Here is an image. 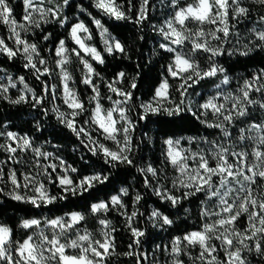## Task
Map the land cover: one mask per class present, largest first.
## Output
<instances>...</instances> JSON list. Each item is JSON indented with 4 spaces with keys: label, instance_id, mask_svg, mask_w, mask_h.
I'll return each mask as SVG.
<instances>
[{
    "label": "snow or ice",
    "instance_id": "obj_1",
    "mask_svg": "<svg viewBox=\"0 0 264 264\" xmlns=\"http://www.w3.org/2000/svg\"><path fill=\"white\" fill-rule=\"evenodd\" d=\"M20 3L17 19L14 0H0V102L39 115L32 131L0 118V197L30 206L13 225L0 199V264H264V0H90L101 18L76 0ZM103 18L131 25L139 42L145 29L159 37L151 51L164 63L145 94L153 59L132 56ZM106 57L134 70L106 78ZM249 61L255 70L237 74ZM17 62L36 86L9 73ZM190 121L204 131L166 130ZM61 131L88 174L61 155Z\"/></svg>",
    "mask_w": 264,
    "mask_h": 264
},
{
    "label": "trees",
    "instance_id": "obj_2",
    "mask_svg": "<svg viewBox=\"0 0 264 264\" xmlns=\"http://www.w3.org/2000/svg\"><path fill=\"white\" fill-rule=\"evenodd\" d=\"M77 3L83 2L85 7H89L90 0H76ZM14 9L15 14L17 18L19 19L21 13H22V5L20 3V0H14ZM89 11L93 13V15H97V17L101 18L94 8L89 7ZM81 18L85 20V22L89 25V27L93 30L94 35V44L98 47V49H103V42L102 39L97 34L96 29L93 25H91L89 18L86 15H81ZM106 26L109 27L110 31L117 36V38H121L124 40H127L133 49L131 54L132 56L140 59L142 62L146 59L152 58L153 63L149 66V68H143L142 72L147 73V80L144 83L143 88L140 90L141 94H145L148 89L149 83L153 82L154 79L158 78V73L160 72L159 65L161 63H164V61L159 60V58H153L152 55V47L156 40H154L152 32L145 29V35H146V42H139L136 39V31L133 30L131 25L128 24H119L114 21H110L107 18H103ZM0 30L5 31L6 29L3 26H0ZM48 31H53L55 35H58L60 37H65V32L63 29H59L55 25H49L47 27ZM39 35V34H38ZM69 46H73L71 42H68ZM108 63L106 66H97V70L101 71L102 74L106 78L112 77L115 71L119 70L121 67L125 70L132 72L133 65L131 62L124 61L123 58L119 59H113L112 57H106ZM226 59V58H222ZM258 61H249L248 65L243 64H237L235 65V71L238 72H251L254 71L255 68L253 65H256ZM7 70L10 74L15 75H25L26 79L32 86H36V82L34 78H32L27 72H25L22 69V66L17 62L13 65H8ZM74 75L76 76L77 80V87L79 91L83 95L90 94V91L86 88V86L79 84V71L75 72ZM37 91H39V88H37ZM31 113V115H29ZM39 113L37 111H33L29 108L27 105H20V106H10L7 104H4L0 102V118L6 119L7 121H10L12 124L16 125L15 130H24V131H32V125L28 123V121L34 120ZM56 121L52 118H49L48 123L44 125L45 131L43 133H36L38 137L41 138V140L45 137L51 138V134L53 133L54 129L53 127L49 125H55ZM166 130L168 131H176L178 133H184V134H194L197 130L204 131L200 125L196 124L194 121L185 122L181 125H175V126H166ZM54 143H62L64 146V150L61 152V155L64 156L66 160H68L69 163L73 164V166H76L80 168L82 171L87 169L85 171V174H88V172L92 171V168H89L87 165H85L80 159L79 156L82 154L83 149L79 147L78 141L75 140L74 137L71 136V134L66 133V131H61L59 134L55 137L53 140ZM74 148H77L78 150L73 151ZM51 150V149H49ZM151 155V154H150ZM95 158H91L89 161V164H94ZM132 175L130 174L128 177V182L136 184L139 186V177L137 176L136 180L132 179ZM143 191V189H141ZM0 199L4 200L5 208L3 209L5 218H7L10 222L15 225V222L19 217H23L29 213L25 211V209L29 208L30 206L21 205L16 202L8 200L6 197H0ZM156 197L151 196V194H146V200L147 204L145 207L148 206H155L156 205ZM73 205L69 204L68 207H72ZM55 208H62L64 211H67L68 208H63V202H60ZM193 207H195V204H193ZM35 214V212L31 213ZM51 215V213H48ZM55 214L59 215L60 212H56ZM119 219V218H117ZM118 240L120 243V250H126V245L128 243V236L127 233L123 230V227L121 225V232L118 236ZM120 264H131L130 261L127 260V258H120Z\"/></svg>",
    "mask_w": 264,
    "mask_h": 264
},
{
    "label": "rangeland",
    "instance_id": "obj_3",
    "mask_svg": "<svg viewBox=\"0 0 264 264\" xmlns=\"http://www.w3.org/2000/svg\"><path fill=\"white\" fill-rule=\"evenodd\" d=\"M97 18H99V17H97ZM4 34H6V32L0 30V35H4ZM152 35H153L154 40H158L159 39V37H156L154 33H152ZM92 43H94V42L92 41ZM243 73H245V72H238L237 74H243ZM212 84H213V81H211V80L204 81V82H202V84H201V86L199 88L195 89V91H198V92H201V93L207 92V91H209L211 89Z\"/></svg>",
    "mask_w": 264,
    "mask_h": 264
}]
</instances>
